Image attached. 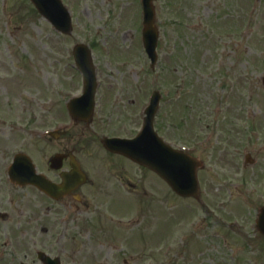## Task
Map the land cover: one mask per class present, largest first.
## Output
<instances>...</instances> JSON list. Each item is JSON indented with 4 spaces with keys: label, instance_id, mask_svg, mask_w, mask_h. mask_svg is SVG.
Instances as JSON below:
<instances>
[{
    "label": "rangeland",
    "instance_id": "obj_1",
    "mask_svg": "<svg viewBox=\"0 0 264 264\" xmlns=\"http://www.w3.org/2000/svg\"><path fill=\"white\" fill-rule=\"evenodd\" d=\"M140 1L63 0L74 24L70 36H63L30 0H0V142L25 143L35 153L37 140L16 127L29 133L71 120L64 104L81 92L79 74L71 66L76 43L90 46L104 74L108 68L119 69L114 94L124 88V94L137 95L142 102L155 88L163 93L171 88L175 97L176 87L185 84L182 99L177 106L173 103L169 131L180 143L197 139L198 117L209 115L222 97L221 107L216 108L221 111L217 115L224 141L221 155L216 143L197 155L207 167L202 175L209 192L203 191L204 205L177 197L148 172L140 197L118 190L104 203L108 215L112 211L128 216L124 229L108 217L98 218L99 228L121 232L122 241L115 243L124 262L118 264H264V238L253 229L264 205V0H156L160 34L154 71L137 42L142 37ZM181 110L187 112L188 123H181ZM167 122L164 107L157 117L162 134ZM250 129H257L249 152L257 161L253 166L244 164L243 152L234 151ZM122 134L131 135L127 130ZM215 157L220 158L218 166ZM95 159L89 166L100 172L101 161ZM218 200L225 202L223 209L217 208ZM233 220L239 224L232 228ZM95 225L92 222L94 230ZM13 228L18 232L13 234L16 242H27L24 237L29 236L40 239V230L22 236L20 222ZM108 248L98 250L107 254Z\"/></svg>",
    "mask_w": 264,
    "mask_h": 264
},
{
    "label": "flooded vegetation",
    "instance_id": "obj_2",
    "mask_svg": "<svg viewBox=\"0 0 264 264\" xmlns=\"http://www.w3.org/2000/svg\"><path fill=\"white\" fill-rule=\"evenodd\" d=\"M118 74L117 68H108L107 74H104L99 65L100 83L91 120L88 122L75 120L74 126L70 129L59 128L54 137L48 133L40 134L36 138L30 137L37 140L35 153L31 149L28 150L25 143L23 146H17L15 140L0 142V242H2L0 264H118L121 259L124 262V258L117 250H120L118 245L115 242L107 244L110 240L118 241L107 240L109 235L119 236L120 233L114 229L106 232L103 226L99 228L98 218L103 221V218L108 217L114 224L122 225L124 216L113 214L112 211H110L112 215H108L104 206L105 201L113 198L118 190L140 197L141 191L145 190L141 183L148 172L152 171L121 154L110 151L105 146L104 141L107 138H134L142 129L144 122L146 99L141 102L137 95H126L123 92L124 88L114 94L116 87L114 82L117 81ZM80 76L82 79L81 73ZM183 86L185 84L176 87L175 97L171 94L173 92L171 88H167L169 90L164 95L165 104L160 108H166L168 118L165 134L161 133L160 124L156 123V128L165 141L176 147L184 146L178 140L172 139L169 131L172 128L173 103L175 101L177 106V102L182 99L180 95L183 94ZM185 114L187 112L181 110V123H188ZM198 119L201 122L197 139L190 145L195 147L198 155L205 152L207 146L216 143L221 155L224 141L220 136L221 126L216 112H209L203 119L199 117ZM202 120L206 126L209 124L208 128L203 126ZM123 130H127L131 135H123ZM114 131L119 133L114 134ZM239 143L242 144L240 147H234L236 154L237 151L252 146L246 134L243 142ZM17 157L24 160L19 162L14 173L21 177L15 176L19 179H14L12 167ZM95 158L101 161L100 172L89 166L90 161H97ZM31 160L34 166L29 169L27 162ZM213 160L215 166L220 164L219 157ZM205 168L207 169L204 162V167L199 172L204 194L209 193L202 185ZM142 171H146V174L141 179ZM145 195L149 196L148 192H145ZM220 201L216 203L219 205ZM202 204L204 205L203 202ZM14 214L18 215L17 218ZM77 215L78 219L75 217ZM88 216L91 217L84 220L83 217ZM17 222L23 227L22 236L37 229L41 232L40 239L29 236L24 237L27 242H16L13 234L18 232L14 230L13 224ZM92 222H96L94 226L96 230L93 229ZM2 234L5 238H2ZM45 236H48L47 242L43 239ZM97 236L107 241L95 242L98 240L94 239L98 238ZM87 240L91 242H84ZM107 245L109 247L107 254L98 250L106 248Z\"/></svg>",
    "mask_w": 264,
    "mask_h": 264
},
{
    "label": "water",
    "instance_id": "obj_3",
    "mask_svg": "<svg viewBox=\"0 0 264 264\" xmlns=\"http://www.w3.org/2000/svg\"><path fill=\"white\" fill-rule=\"evenodd\" d=\"M154 0H144L145 10V31L144 40L146 49L153 61L156 60V46L158 38V30L155 25V9L153 6ZM39 12L47 18L57 30L65 34L72 32V21L69 11L63 6L60 0H32ZM75 57L77 63L85 72L92 70V60L90 51L84 45H77L75 48ZM88 72V71H87ZM90 72V73H91ZM87 85L90 89V101L93 97L95 88V78L88 72ZM158 99L153 101L152 107L148 111V120L146 123V130L142 136L137 140L130 142L132 146L128 147L120 143H108V147L114 150L121 151L137 162L150 166L156 170L162 177H164L173 187V189L182 196H194L198 193L197 170L201 163L191 156L177 151H171L166 148L159 140L153 128V121L155 116V103ZM147 136L150 137L152 151L145 148V141ZM155 144V148L153 145ZM259 230L264 235V209L261 212L259 219Z\"/></svg>",
    "mask_w": 264,
    "mask_h": 264
}]
</instances>
